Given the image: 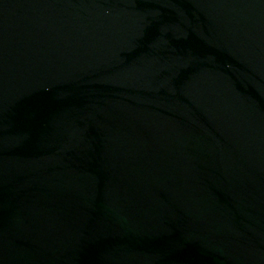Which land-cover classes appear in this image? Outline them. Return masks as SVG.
Segmentation results:
<instances>
[{
  "label": "water",
  "instance_id": "water-1",
  "mask_svg": "<svg viewBox=\"0 0 264 264\" xmlns=\"http://www.w3.org/2000/svg\"><path fill=\"white\" fill-rule=\"evenodd\" d=\"M0 264H264V0H0Z\"/></svg>",
  "mask_w": 264,
  "mask_h": 264
}]
</instances>
